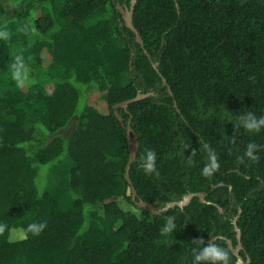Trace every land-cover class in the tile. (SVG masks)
<instances>
[{
	"label": "trees",
	"instance_id": "16d2710c",
	"mask_svg": "<svg viewBox=\"0 0 264 264\" xmlns=\"http://www.w3.org/2000/svg\"><path fill=\"white\" fill-rule=\"evenodd\" d=\"M244 118L264 119V0H0V264H192L207 243L235 264L228 239L264 264V125ZM147 149L158 176L138 168ZM56 163L64 180L39 182Z\"/></svg>",
	"mask_w": 264,
	"mask_h": 264
},
{
	"label": "clouds",
	"instance_id": "9594fccd",
	"mask_svg": "<svg viewBox=\"0 0 264 264\" xmlns=\"http://www.w3.org/2000/svg\"><path fill=\"white\" fill-rule=\"evenodd\" d=\"M242 123L249 130L259 131V126L264 125V119L257 123L254 119L244 118ZM257 151V146L253 143L247 145L244 156L250 161L256 162L259 157L255 154ZM138 168L142 169L147 175H159L157 170V154L154 150L147 149L139 157ZM244 157L237 158V165L244 164ZM219 163L215 154L211 156L210 162L205 165L202 169V174L205 177H211L213 173L218 169ZM43 225L40 227L29 226V230L33 232L34 235H38L42 230ZM177 230L176 218L174 216L167 217L166 224L163 229V234L165 236ZM192 264H230V256L228 249L222 247L216 243H207L202 247H194L191 252Z\"/></svg>",
	"mask_w": 264,
	"mask_h": 264
},
{
	"label": "water",
	"instance_id": "95a60500",
	"mask_svg": "<svg viewBox=\"0 0 264 264\" xmlns=\"http://www.w3.org/2000/svg\"><path fill=\"white\" fill-rule=\"evenodd\" d=\"M134 4L135 2H133L132 4V8L130 11H123L124 13V20H125V23L132 29L134 30V32L136 33V37H137V40L140 41L141 43L142 42V38L139 34V32L137 31V29L134 27L133 23H132V14H133V10H134ZM157 66V64H155V67ZM164 84L166 85L167 84V81L164 80ZM170 90V88H169ZM146 96H148V94H141L139 93L136 97L134 98H131L129 100H126L124 102H121V103H118L116 104L115 107H118V106H122V107H127L129 103H131L132 101H136V100H139V99H142V98H145ZM117 115H119L118 113H116ZM127 132H128V146H129V150H130V160H129V164L127 166V171H126V179L128 180V182L130 184H132V181L130 179V165L132 162H134V160L136 159V156H137V151H138V148H139V140H138V136L136 135V133H132V128H131V125H130V122L127 126ZM206 193L205 192H196V193H189L187 194L182 200L180 201H176V202H170L168 203L164 208H161V209H157L155 207V205L153 203H149V202H145L143 200H139L137 201V205L142 207V208H145L146 210L150 211V212H154V213H160L161 211H164L166 209H168L169 207H173L175 205H179V206H183V205H186L193 197H199L201 200H204V197H205ZM136 198H137V191L136 189L134 188V186H132V199L133 201H136ZM234 224H235V229L237 231V235L239 237V234H240V230L237 226V222H236V219L234 220ZM239 241H240V238H239ZM227 243L229 245V248L231 249V251L237 256V262L235 264H243V258L242 256L240 255V249L242 248V244L241 242H239V244H237L236 246L233 245V241L231 239H228L227 240Z\"/></svg>",
	"mask_w": 264,
	"mask_h": 264
},
{
	"label": "rangeland",
	"instance_id": "374dc122",
	"mask_svg": "<svg viewBox=\"0 0 264 264\" xmlns=\"http://www.w3.org/2000/svg\"><path fill=\"white\" fill-rule=\"evenodd\" d=\"M85 101V98L84 99H82V103ZM82 103H81V105H82ZM100 104H102L103 105V108L105 109V104H103V103H101L100 102ZM95 106L98 108L99 106L95 103ZM99 108H101L103 111H105L103 108H102V106H100ZM76 121V116H74L73 118H71L70 119V121L68 122V124L66 125V126H64L63 128H61V129H59V130H57V131H55V132H48L47 133V136H48V138L49 139H53L54 137H56V136H66V135H68L70 132H71V129H72V127H73V125H74V122ZM40 128L41 129H44V127L42 126V125H40ZM57 164V163H56ZM55 164V165H56ZM55 165H53V166H51L50 164L49 165H46V166H44V167H42V169H43V171L41 172V176H40V179L38 178V181L39 182H41V180H45L46 179V177H47V175L50 173V172H52V171H54V173H53V178L54 179H58V181H60V180H64V176L65 175H63V171H66V168H67V166L68 165H65V164H63V163H61V164H57L56 166ZM51 166V167H50ZM50 167V168H49ZM53 169V170H52ZM55 170H57V171H55ZM49 176V175H48ZM42 181V182H43ZM72 196L75 198V197H77V194L74 192V193H72ZM18 233H19V231H18ZM22 234L23 233H19L18 235L19 236H22Z\"/></svg>",
	"mask_w": 264,
	"mask_h": 264
}]
</instances>
